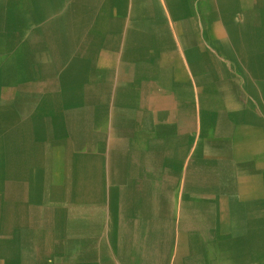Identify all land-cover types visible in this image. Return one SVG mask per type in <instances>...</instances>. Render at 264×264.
Here are the masks:
<instances>
[{
	"label": "crops",
	"instance_id": "0c3cea01",
	"mask_svg": "<svg viewBox=\"0 0 264 264\" xmlns=\"http://www.w3.org/2000/svg\"><path fill=\"white\" fill-rule=\"evenodd\" d=\"M246 1L0 0V110L10 102L5 114L14 113L18 123L32 121V107L16 112L23 103L16 92L3 93L2 80L10 74L12 90L25 66L14 50L16 37L50 34L48 54L41 39L28 44L33 64L64 68L50 79L49 127L32 121V139L50 141L49 149L62 155L64 122L99 131L107 126L112 132L97 131L99 146H108L115 165L124 156L121 163L129 167L124 182L144 181V166L137 171L128 163L138 155L137 136L128 132L138 110L137 123L153 129L146 157L161 187L157 198L163 199L165 172L174 177L179 172L171 184L181 186L180 197L189 206L177 212L167 240L146 244L149 250L134 255L128 242L100 248L92 236L84 239L83 227L95 228L90 220L69 236L74 227L52 218L63 212L66 220V211L42 210L26 199L10 210L0 194V264H264V0ZM164 6L175 9V22L163 19ZM68 9L82 10L87 20L81 23L94 25H73ZM101 31L107 36L109 31L110 41L99 48L105 41ZM84 34L91 69L79 50ZM53 50L74 60L64 61ZM100 71L108 78L99 79ZM30 87L35 85H24L29 97ZM130 208L142 222L136 201Z\"/></svg>",
	"mask_w": 264,
	"mask_h": 264
},
{
	"label": "rangeland",
	"instance_id": "374dc122",
	"mask_svg": "<svg viewBox=\"0 0 264 264\" xmlns=\"http://www.w3.org/2000/svg\"><path fill=\"white\" fill-rule=\"evenodd\" d=\"M246 3L250 5L251 0H247ZM161 11L166 22H175V9L164 6ZM67 14L68 21L73 25H94L81 23L87 20L83 17L82 10L68 9ZM236 16L239 22L243 20L240 11L236 12ZM125 27L127 30V26ZM36 29L44 31L45 27L38 24ZM107 33L108 36L105 35V31L100 32L99 37L104 36L105 41L97 44L99 48L110 41V38L107 39L109 31ZM32 39L36 38L16 37L14 39L16 55L21 58L25 66H20L24 69L20 68L15 78L16 86L12 90L7 84L11 80L8 79L11 75L6 74L3 77L2 90L3 93L16 92L18 95L17 102L23 103L16 108V112H21L23 109L27 110L28 106L32 107L28 111L30 119L37 122L36 127L47 129L49 127L47 121H50L51 118L48 105L51 101L49 96L50 79L57 74L58 70L62 71L64 68H58V65L39 66L29 61L28 57H33V50H29L28 46ZM37 39H41L47 44L48 54L50 52V34L46 33ZM78 44L80 52L83 51V59L87 60V68L91 69L92 50L90 41L85 37V34L79 39ZM54 53L60 54L64 61H69V63L74 60L71 56L68 59L67 55L62 52L56 53L54 51ZM65 67L67 66L65 65ZM89 74L92 72L90 71ZM98 76L102 80L107 79L109 74L100 71ZM27 82L35 85L34 88L30 87L31 97L24 94V85ZM11 108L9 102L3 105L0 110V133L4 135V151H0V194L3 195L5 208L10 210L19 208L26 199L29 205L42 210L60 209L66 211V220L65 217L62 218L63 212L61 216L58 214L57 217L53 216L52 218L56 219L57 223L60 220L61 224H67L69 228L74 227L73 232H68L69 236L76 235V226L83 227L84 221L90 220L94 223L91 225L95 228L91 230L87 227L93 231L91 233L83 227L84 239L89 240L92 236L94 242L100 243V248L119 246V244L128 242L131 244L129 250L133 254L135 253L134 255H140L149 250L148 244L168 239L172 226L177 225V212L181 208H189V206L187 205L188 202L182 199L183 196L180 197L181 186L171 184V180L175 179L179 172L175 177L172 172L171 174L170 171L165 172L168 181L163 185V199L157 198L158 188L160 190L161 187L157 185L155 175L152 176L155 172V165L147 164L146 157L148 156L146 152L152 148L150 132H153V129L149 127V124L137 123L141 118L138 110L135 111L134 115L136 116H133L131 121L133 126L128 131L133 132V138L137 136L139 143L133 144V150L138 155L131 158V162L128 160V163L133 168L136 167L137 171L140 165L144 166L146 177L144 181L134 177L131 180L128 178L124 182L123 175H125V171L127 174L129 170V167L126 170L124 164L121 163L124 156L122 155L120 162H117L116 165L113 163L108 155V146L106 144L105 147L99 146L97 143V131L99 129L93 130L94 128L90 126L64 122L62 130L59 132L62 134L67 132V152L60 155L59 152L49 149L48 143H51L50 141L40 142L32 139L30 132H36L32 121L23 120V123H18L16 121L18 116L16 117L14 113L13 116L4 113ZM130 113L133 111L129 112L128 115ZM261 115L264 119V110H261ZM91 117H97V114H91ZM197 127L199 126L197 125ZM105 129L100 128L99 132H112L107 130V126ZM62 144L64 143L62 142ZM132 201H136V205L143 215L142 222H136L138 218H133V215L139 211L131 210ZM199 204L200 202H196V207H203ZM9 219L12 220L13 218L9 217ZM75 219L78 223L76 225H74ZM38 236H42V233L38 232ZM130 236H134V240L130 241ZM109 243L111 244L109 245Z\"/></svg>",
	"mask_w": 264,
	"mask_h": 264
}]
</instances>
